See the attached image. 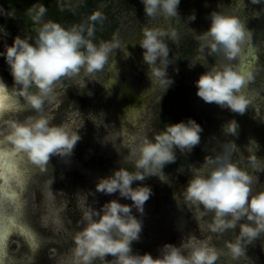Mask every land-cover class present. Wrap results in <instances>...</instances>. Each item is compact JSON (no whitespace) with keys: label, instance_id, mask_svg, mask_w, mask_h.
I'll return each mask as SVG.
<instances>
[{"label":"rangeland","instance_id":"374dc122","mask_svg":"<svg viewBox=\"0 0 264 264\" xmlns=\"http://www.w3.org/2000/svg\"><path fill=\"white\" fill-rule=\"evenodd\" d=\"M32 1L36 8L46 9L43 22L54 21L52 13L58 7L52 0ZM58 1L63 10L83 7L79 19L88 21V26L100 33L91 39L93 43L118 44L119 49L109 54L102 70L89 74L82 69L78 75L61 77L41 110L28 106L29 110L23 114L18 109L7 118L0 116V146L4 148H15L5 139L10 133L9 121L43 117L51 125L79 129L81 136L70 157L53 155L43 170L22 152L17 154L22 181L15 188L19 218L38 234L39 248L32 251L27 239L18 236L19 228H15L16 233L12 232L14 235L6 244L7 263L32 264L34 260L36 264H75L74 236L83 226L84 214L118 198L116 194L95 192L98 178L119 166L137 171L135 161L144 139H154L168 123L190 117L203 128L200 144L193 150L175 149V162L159 173L168 182L156 176L137 182L150 185L153 195L145 204L141 238L133 243V250L150 252L155 257L166 242L180 245L196 238L216 248L219 253L216 264H264V232L251 242L245 239L242 253L234 256L228 244L235 243L239 237V224L249 221L244 218L235 228L213 232L214 211L205 209L199 202H186L180 192L194 175L207 174L212 167L207 163L208 158L215 159L226 150L231 161L252 177L250 195L264 191V42L249 66L252 79L242 89L249 101L243 114L204 102L197 96L195 84L200 74L214 67L230 64L241 72L243 64L252 60L250 49L258 32L264 30V0L258 4L252 0H180L179 15L175 17L162 14L149 17L141 0H98L90 9L86 5L90 0ZM213 11L236 15L246 26L242 51L231 61L222 51L211 52L203 47L199 38L209 27ZM96 12L101 13V18L92 21L91 16ZM192 13L196 19L188 21ZM0 26L7 32L5 36L0 28V51H4L5 44L11 45L17 35L32 41L37 37V32L19 21L16 13L1 1ZM145 28L176 33L175 37L166 39L171 62L168 75L174 81L166 92V86L146 75L148 66L138 44ZM127 50L131 55L126 57ZM0 72L12 86L10 68L2 56ZM24 105L22 101V109L27 107ZM163 118L168 119L164 125ZM233 119L238 122L236 135L228 131ZM39 174L42 178L38 191L34 182ZM173 193H178L176 201ZM121 202L131 203L123 199ZM112 259L111 256L96 258L92 264H110Z\"/></svg>","mask_w":264,"mask_h":264},{"label":"clouds","instance_id":"9594fccd","mask_svg":"<svg viewBox=\"0 0 264 264\" xmlns=\"http://www.w3.org/2000/svg\"><path fill=\"white\" fill-rule=\"evenodd\" d=\"M252 2L258 4L262 0ZM141 3L149 17L179 15L180 0H141ZM45 12L43 6L36 8L35 4L27 9L33 24H39L34 41L17 35L11 45L5 44L4 51H0L13 77L10 89L0 80V115L18 110L22 101L41 110L53 91V85L61 77L78 75L82 69L89 74L102 70L109 54L119 49L118 44L101 43L97 46L86 38L85 32L87 37L93 35V27L77 25L69 29L54 21L41 23ZM100 18L99 12L91 16L92 21ZM195 19V13L188 16V21ZM0 28L6 36L5 28ZM175 35V32L145 28L138 43L143 50V61L148 66L146 75L166 86L165 92L174 83L168 75L171 62L166 39ZM246 35V26L238 16L213 11L209 27L199 38L203 47L210 48L211 52L222 51L231 61L241 53ZM124 54L126 57L131 55L128 50ZM251 79V73H241L225 64L222 68L214 67L200 74L195 82L196 94L206 103L243 114L249 101L242 89ZM232 121L228 131L236 135L238 122ZM8 124L10 133L5 139L41 170L46 168L53 155L70 157L81 139L79 129L73 131L69 126L51 125L43 117L24 122L9 121ZM202 131V126L190 117L168 123L154 139H144L135 161L137 171L119 166L98 178L95 192L108 196L116 194L118 198L107 200L99 208L93 207L84 214L83 226L74 236L75 264H92L96 258L105 259L107 256L113 258L110 264H216L219 256L216 248L208 241L196 238L180 245L166 242L155 257L150 252L133 250V243L141 238L145 204L153 195L150 185L137 182L152 176L160 178L159 173L165 166L175 162V149L193 150L200 144ZM252 162L255 163V157ZM207 163L212 166L207 174L194 175L180 192L186 202H199L205 209L214 211L213 232L235 228L244 218L249 221L239 224V237L235 243L228 244L232 254L238 256L245 239L251 242L264 232V191L250 195L252 177L231 161L227 150L215 159L208 158ZM177 194L173 193L175 201ZM121 199L131 203H122Z\"/></svg>","mask_w":264,"mask_h":264},{"label":"bare ground","instance_id":"6f19581e","mask_svg":"<svg viewBox=\"0 0 264 264\" xmlns=\"http://www.w3.org/2000/svg\"><path fill=\"white\" fill-rule=\"evenodd\" d=\"M1 2H4L5 0H0ZM8 2H11L14 6L17 7V9L21 12L23 15L25 21H29L30 17L27 15V9H29L32 6V1L30 0H7ZM264 30L262 31V33ZM261 33V34H262ZM263 36V34H262ZM261 39V38H260ZM255 45L252 46L250 49V53H256L257 49L256 47H260V40ZM0 80L3 81L2 77H0ZM4 82V81H3ZM1 116V115H0ZM11 150H15V148L12 147H1L0 146V152H3V157H0V163L4 165V175L3 178H0L1 181V190H0V236H7V241H9L10 236L8 235L9 232H13L15 228H19L21 231L27 233V228L23 224H21L19 216L15 214V210H13L12 202L15 207L17 208L15 202L18 197L17 191H15L16 186L22 185V181L20 179V171H21V165L18 161V157L11 156L9 153ZM7 207H9V210H7ZM10 211L9 212H6ZM19 211V209H18ZM21 228H20V227ZM33 243L35 244V241L33 239ZM6 244L3 246H0V264H8L6 261Z\"/></svg>","mask_w":264,"mask_h":264},{"label":"flooded vegetation","instance_id":"af4514ba","mask_svg":"<svg viewBox=\"0 0 264 264\" xmlns=\"http://www.w3.org/2000/svg\"><path fill=\"white\" fill-rule=\"evenodd\" d=\"M30 1H32V0H30ZM9 7H10V9H12L13 10V12H15L16 13V17H17V19L19 20V21H21V22H23V23H26L28 26H29V28L30 29H32V31H34V32H36V28H38L39 27V24H33V22L31 21V19L29 20V21H25L24 20V18H23V16L21 15V13L18 11V9H17V7L16 6H14L11 2H8L7 0H5L4 1ZM32 5H33V1H32ZM43 18H44V16L41 18L42 20H41V23H43ZM0 77H2V79H3V81H4V78H3V75H2V73L0 72ZM4 83L8 86V88L10 89V84H8V83H6L5 81H4ZM12 87V86H11ZM27 105V104H26ZM26 105H24V106H26ZM33 109V108H32ZM26 110H29V108H28V105H27V107H25V108H19V111L23 114V112L24 111H26ZM12 111H9V112H5V113H3L2 114V116L1 117H9V114L11 113ZM34 172L36 173L37 171H36V168H34ZM42 176V174H39L37 177H39V178H36V180H35V188L39 191V188H38V184H39V182H40V179L42 178L41 177ZM41 177V178H40ZM0 190H1V181H0ZM27 195V194H26ZM15 204H16V206H17V208L15 209V207H14V205H13V202H12V207H13V210H15V214L17 215V217L19 216V213H18V208H19V203H18V199H16V202H15ZM7 207V206H6ZM8 209H9V207H8ZM6 212H9L10 213V211H7L6 210ZM20 222H21V224H23L24 226H26V228L28 229L27 230V233H25V232H23V231H21L20 229H19V231H18V236H20V237H25L26 239H27V242H28V245H29V248L30 249H32V246H33V240L30 242V238H31V236H32V238L31 239H35L36 241L35 242H37V246H38V244H39V241H38V234L36 233V231L33 229V228H31L30 226H29V224H24L23 223V221L22 220H20ZM20 227V226H19ZM21 228V227H20ZM21 232H23L24 234L23 235H21ZM14 233H16V231H14ZM11 235H14V234H11ZM8 242V241H7ZM6 242V243H7ZM37 246H36V248H37ZM39 248V247H38ZM38 248H37V250H38ZM31 251V250H30ZM32 251H33V249H32ZM36 251V250H35ZM32 258H33V256H32ZM30 263H32V264H34L35 262H34V260H33V262H30ZM36 264V263H35Z\"/></svg>","mask_w":264,"mask_h":264},{"label":"trees","instance_id":"16d2710c","mask_svg":"<svg viewBox=\"0 0 264 264\" xmlns=\"http://www.w3.org/2000/svg\"><path fill=\"white\" fill-rule=\"evenodd\" d=\"M53 5L57 6L58 8L56 9V12L54 11L52 13V15H54V22H57L59 24H61L62 26H64L65 28H71L73 26H77V25H83L85 26V28L89 27V22L88 21H82L79 19V15L81 13V11L83 10V7H76V8H72V9H68V10H63L62 8H60V4L58 0H52ZM98 3V0H90L86 3V5H89V9L91 7H94L96 4ZM100 33L98 32V30L96 28H94V32L93 35L91 37H87V33L85 32V36L88 39H92L93 37H95L96 35H99ZM169 113V112H168ZM168 118V115H167ZM163 121L161 122L163 125L167 123L168 119H162ZM160 123V124H161Z\"/></svg>","mask_w":264,"mask_h":264},{"label":"water","instance_id":"95a60500","mask_svg":"<svg viewBox=\"0 0 264 264\" xmlns=\"http://www.w3.org/2000/svg\"><path fill=\"white\" fill-rule=\"evenodd\" d=\"M19 11V10H18ZM20 12V11H19ZM21 13V12H20ZM22 15V14H21ZM23 16V15H22ZM24 18V17H23ZM25 20V19H24ZM262 31L263 30H260L259 32H258V35H257V38H256V43H258L259 42V39L261 40L260 41V47L259 46H257L256 47V49H257V52L259 51V49L261 48V46H262V44H263V42H264V32L262 33ZM263 34V36H262V34ZM256 43H254V45L256 44ZM257 45V44H256ZM257 52L256 53H251V57H252V60H250L249 62H246L245 64H243L244 66H243V68L241 69V72L242 73H248L249 72V66L251 65V63L254 61V59L257 57ZM16 191V190H15ZM31 238H32V236H31ZM30 238V242L33 240V239H31ZM34 241H36L35 239H34ZM36 246H37V242H35V244L33 243V246H32V249H33V251H35L36 250Z\"/></svg>","mask_w":264,"mask_h":264},{"label":"snow or ice","instance_id":"6c2138e0","mask_svg":"<svg viewBox=\"0 0 264 264\" xmlns=\"http://www.w3.org/2000/svg\"><path fill=\"white\" fill-rule=\"evenodd\" d=\"M17 154H19V151L17 149L15 150H11V152L9 153V155L11 156H16ZM4 153L0 152V157H3ZM4 165L2 163H0V178H3L4 175ZM12 233L9 232L8 235H11ZM24 233L21 232V235H23ZM7 240V236H0V246H3L6 243Z\"/></svg>","mask_w":264,"mask_h":264}]
</instances>
